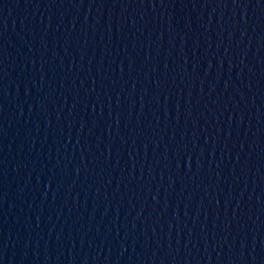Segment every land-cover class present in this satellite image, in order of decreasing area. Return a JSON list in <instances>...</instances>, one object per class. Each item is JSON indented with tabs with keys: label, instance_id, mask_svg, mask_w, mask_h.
I'll use <instances>...</instances> for the list:
<instances>
[{
	"label": "water",
	"instance_id": "obj_1",
	"mask_svg": "<svg viewBox=\"0 0 264 264\" xmlns=\"http://www.w3.org/2000/svg\"><path fill=\"white\" fill-rule=\"evenodd\" d=\"M0 264H264V0H0Z\"/></svg>",
	"mask_w": 264,
	"mask_h": 264
}]
</instances>
